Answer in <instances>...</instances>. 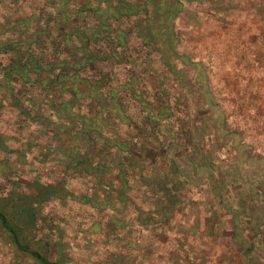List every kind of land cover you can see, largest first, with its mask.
<instances>
[{"label":"crops","instance_id":"obj_1","mask_svg":"<svg viewBox=\"0 0 264 264\" xmlns=\"http://www.w3.org/2000/svg\"><path fill=\"white\" fill-rule=\"evenodd\" d=\"M59 1L48 14L55 27L46 29H70L80 39L39 46L47 49V64L56 55L51 63L63 73L42 79L41 97L24 108L15 102L30 80L12 93L16 99L0 94V125L11 126L0 130V187L6 183L35 199L26 201L17 216L6 214L14 201L0 199V264H239V252L230 249L207 250L202 256L178 249L174 242L171 247L175 233L168 231L170 220L156 214L162 203L172 201H163L167 186L157 181L172 174L173 160L161 137L170 127L160 117L182 112L176 107L169 114L162 111L165 96L174 93L168 79H175L171 82L177 87L178 73L169 71V59H157L167 72L154 70L155 60L150 65L149 55L138 46L145 22L134 16L146 0H72L71 10L65 9L68 0ZM32 16L33 24L42 20ZM132 36L135 43H128ZM141 61L148 73L144 78L151 82L147 87L140 83L141 71L132 66ZM43 88H50L49 95ZM59 111V121L51 123L50 112ZM59 122H72L70 136L59 132ZM181 122L182 115L171 123L172 143L180 136L194 137L193 125L183 129ZM35 159L42 164L37 166Z\"/></svg>","mask_w":264,"mask_h":264},{"label":"rangeland","instance_id":"obj_2","mask_svg":"<svg viewBox=\"0 0 264 264\" xmlns=\"http://www.w3.org/2000/svg\"><path fill=\"white\" fill-rule=\"evenodd\" d=\"M59 2L0 0V94L13 96L30 80L33 83L24 88V94L13 96L22 108L29 100H39L40 86L46 83L42 79H56L63 73L59 67L54 69L51 62L57 58L53 53L48 58L52 61L45 62L47 49L39 45L80 39L70 29H46L55 27L48 14ZM67 2L65 9L71 10L73 1ZM33 13L41 17L40 23L33 24ZM134 17L145 22L143 43L139 40L138 46L149 55L150 65L155 60L154 70L167 72L157 63L162 56L169 59V71L178 73L177 87L172 85L175 79H168L174 93L165 96L162 111L169 114L173 107L179 108L185 121L181 127L193 125L192 140L180 136L178 143H172L171 127L181 115L159 113L164 116L160 117L163 124L170 127L161 137L173 160L172 174L159 176L157 181L168 187V198L163 201H172L162 203L156 214L170 220L168 231L175 233L170 236L175 237L170 239L171 247L174 242L176 248L202 256L207 250L214 254L230 249L239 252V264H264V0H146L142 12ZM133 40L128 43H135L136 37ZM143 62L128 65L138 67L143 76L140 83L147 87L151 82L144 78L148 73ZM43 90L50 93V88ZM146 97L155 103L152 96ZM57 112H50L51 123L59 121L61 112ZM59 125V132L67 135L69 131L70 136L72 122ZM0 127L2 131L11 129ZM54 135L48 134V138ZM64 140L72 144L70 137L64 136ZM51 143L56 145V140ZM41 162L35 159L33 163L40 166ZM51 162L49 167H55ZM4 184L0 199L8 200L7 204L14 201V208H8L6 214L17 216L26 201L35 200L28 192Z\"/></svg>","mask_w":264,"mask_h":264},{"label":"trees","instance_id":"obj_3","mask_svg":"<svg viewBox=\"0 0 264 264\" xmlns=\"http://www.w3.org/2000/svg\"><path fill=\"white\" fill-rule=\"evenodd\" d=\"M39 258H41V257H39ZM43 260V259H42ZM44 261V263H46V264H49V263H47L45 260H43Z\"/></svg>","mask_w":264,"mask_h":264}]
</instances>
